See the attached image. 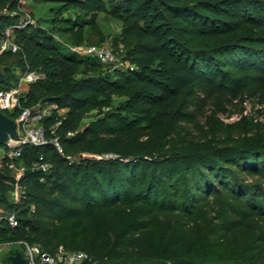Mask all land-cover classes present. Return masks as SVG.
I'll use <instances>...</instances> for the list:
<instances>
[{"label":"trees","instance_id":"obj_1","mask_svg":"<svg viewBox=\"0 0 264 264\" xmlns=\"http://www.w3.org/2000/svg\"><path fill=\"white\" fill-rule=\"evenodd\" d=\"M249 1H120L118 9L128 17L134 12L144 15L155 5L156 13L143 26L129 18L125 28L130 36L122 38L129 49L124 60L134 70L99 82L77 75L83 66L87 72L100 68L99 61L62 51L47 31L15 29L25 49L40 56L48 76L39 94L40 86L34 85L31 99L61 107L69 101L71 111L65 118L55 114L45 119L47 128L57 126L65 155L84 151L89 133L78 130L81 110L100 95H134L137 88L135 94L144 93L161 110H169L170 123L163 130L164 123L149 115L132 128L107 125L96 130V140L106 136L109 150L118 155L115 159L77 165L51 144L30 147L23 155L28 167L21 183L25 195L10 207L19 226L3 224L0 236L5 226L29 231L34 234L31 244L44 252H84L86 264H264V123L251 116L234 124L219 118L239 115L231 110L247 99L264 105V58L242 48L217 54L190 48L172 34L178 25V32L197 42L227 37L229 20H239L237 14ZM100 3L71 0L70 5L91 18L78 20L66 33L95 27ZM244 8L248 15L263 9ZM159 19L163 21L158 24ZM0 22L4 29L15 24L8 18ZM213 55L219 56L218 62ZM0 65L11 69L6 62ZM183 95L184 110H171ZM210 107L217 113H210ZM203 120L206 125L201 127ZM142 121L148 125L138 128ZM41 156L52 165L47 172L37 167Z\"/></svg>","mask_w":264,"mask_h":264},{"label":"rangeland","instance_id":"obj_2","mask_svg":"<svg viewBox=\"0 0 264 264\" xmlns=\"http://www.w3.org/2000/svg\"><path fill=\"white\" fill-rule=\"evenodd\" d=\"M1 1V0H0ZM123 0H100L101 10L98 15L97 25L94 26H84L78 27L75 31L67 32V28H72L74 23L78 20H82L87 17L84 11L79 10L77 7L70 5L71 0H49L47 2H36L35 0H2L0 3V21L5 19L14 20V25H20L22 20L25 19L30 22L28 26L32 29H41L53 34V39L55 43L60 47V49L68 54H72L73 49L87 48V47H97L106 48L112 52L115 57V61H108L107 63H100V68L93 69L91 71H86V66L81 67V71L77 74L79 78H93L98 82L101 79H116L118 72H128L131 70V66L127 61L124 60L127 51L129 50L125 43H123V37H129V33H125V28L129 26V18H137L140 24L143 26L145 21H151L156 13V5L153 9L147 11L146 14L132 13L130 17L127 13L121 9H118V4ZM201 2L214 4L220 0H198ZM223 2L230 3L233 0H222ZM233 3V2H232ZM234 4V3H233ZM247 5H242V8L237 14L239 20L230 21L231 33L224 38H215L210 43L197 42L191 40L190 37L185 36L178 32V25L175 26L174 34L179 42L186 44L190 48H203L206 50H212L217 54L218 50H229L242 48L252 54H259L264 58V28L260 27V23L264 24V0H251ZM251 8H263L260 12H252L251 15L249 11L244 7ZM229 12L236 14V10L231 7H225ZM246 9V10H245ZM246 20V23H242ZM163 19H159L156 23L162 22ZM0 22V44L2 39V34L6 32L7 29L14 26H8L5 29L1 28ZM26 28V27H25ZM162 32V29H161ZM132 40L136 41L137 35L132 36ZM14 42L20 45V51H2L0 47V62H6L11 66V69L7 71L5 67L0 65V72L5 76V86L9 89H13L19 85V75L25 66L33 67L34 70H42V60L39 59L40 56L36 55V52L30 53L25 49L26 43L19 42L17 34L13 35ZM117 41L120 42L118 48L116 47ZM1 46V45H0ZM117 50V51H116ZM20 53L23 55V64L20 62ZM30 55V57H29ZM20 56V57H19ZM29 58H28V57ZM19 57V58H18ZM22 58V57H21ZM32 61V64L30 62ZM212 59L215 62L219 61L218 55H213ZM39 60V61H38ZM98 61V60H97ZM122 64V65H121ZM30 65V66H29ZM135 68V67H134ZM54 70H59V68L53 67ZM52 69V70H53ZM48 76L33 84H24V89L26 92L25 106H39L44 99L37 100L36 97L31 94L35 91V84L40 87H36L38 94L40 93V88L45 85V80ZM134 95L124 94V95H100L96 101L87 103L81 110L80 121L78 123L79 131H88L89 139L86 143L84 151L75 155H65L68 163L80 164L90 160H100V159H115L118 155L110 151V144L105 143L106 136L102 139L96 140L94 132L101 129L104 126H125L132 128L139 118H144V116L152 115L159 122H163L164 128L166 130L169 127L170 119L165 111L161 110L162 106L154 101L148 99L144 93H138L137 88L133 89ZM186 95L178 97L174 100L171 105V110H184V104L186 101ZM29 105L27 106L26 105ZM46 104L43 106H51L52 115H58L65 118L71 111L69 107V101L63 103V107L59 106L57 103L43 102ZM210 113H217L216 108H209ZM233 110L240 112L239 115H233L229 117L227 115L220 114L219 118L223 120L226 124H234L242 119V117L251 116V118L259 117V122L264 123V105H261L258 100L249 101L244 100L241 106L235 107ZM210 113L208 115H210ZM213 113V114H214ZM11 117H14L11 115ZM48 117V118H49ZM47 119V118H46ZM42 125L47 127L45 120L42 121ZM148 125L147 121H142L139 127H144ZM206 120H203L200 126H205ZM56 126V125H55ZM137 128V129H138ZM135 129V130H137ZM143 143L147 142V139L141 140ZM139 143V142H138ZM23 167V179L27 173L28 167L21 160L15 162L7 161L0 157V172L5 175V178L0 182V215L6 217L11 213V205L16 206L18 194L17 187H15L16 180L20 169ZM40 168V166H37ZM52 165L50 164V168ZM50 170V169H49ZM48 170V171H49ZM244 176V175H243ZM42 181H45L42 178ZM252 183V181H249ZM4 233L0 236V264H11L12 257L16 256L18 253H22L23 256L26 255V245L33 246L31 244L34 241V234L29 231H20L17 229L8 228L5 226ZM38 246V245H37ZM68 252V251H67ZM58 264H67L64 258L58 261ZM77 264H86L85 261Z\"/></svg>","mask_w":264,"mask_h":264},{"label":"built area","instance_id":"obj_3","mask_svg":"<svg viewBox=\"0 0 264 264\" xmlns=\"http://www.w3.org/2000/svg\"><path fill=\"white\" fill-rule=\"evenodd\" d=\"M30 24L28 20H22L20 25H14L6 30L2 34L1 50L2 51H20V45H17L13 40L15 29L25 28ZM72 53L81 56L88 57L100 61L101 63H107L108 61H115V57L112 52L106 48L87 47L73 49ZM122 65V64H121ZM131 70H134V66ZM47 77L46 73L41 71L30 69L28 67L25 71H21L19 75V85L13 89L3 87L0 85V111L10 119H12L16 125L17 138L9 136L8 140L3 144H0V157L12 163L21 160L23 161V155L30 147H41L51 144L55 150L65 157L64 146L60 137L57 135V126H51L47 128L42 125V121L51 115V106H34L26 107L25 99L27 97L24 84L37 83ZM13 115L14 117H11ZM49 133L51 136H49ZM40 168L47 172L50 169V164L43 162L44 156L40 157ZM23 167L20 169L18 178L16 180L15 187H17V203L21 202L22 197L25 195L23 187L21 185L23 180ZM18 205V204H16ZM7 223L12 228L19 226V220L16 212L3 217L0 215V226ZM26 245V255L24 256L28 264H58L61 258H64L67 264H77L86 261L88 256L84 252H67L63 248L59 250L56 255H51L44 252L40 246Z\"/></svg>","mask_w":264,"mask_h":264},{"label":"water","instance_id":"obj_4","mask_svg":"<svg viewBox=\"0 0 264 264\" xmlns=\"http://www.w3.org/2000/svg\"><path fill=\"white\" fill-rule=\"evenodd\" d=\"M5 81V76L0 72V85H2ZM11 136L12 138H17L16 134V125L12 119L5 116L0 111V144L6 142ZM5 178V175L0 172V182H2ZM11 264H28L27 259L23 256L22 253H18L16 256L12 257Z\"/></svg>","mask_w":264,"mask_h":264}]
</instances>
